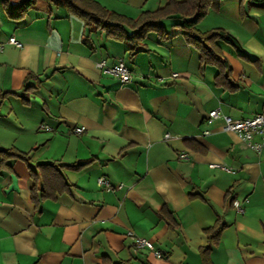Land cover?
Returning a JSON list of instances; mask_svg holds the SVG:
<instances>
[{"label":"crops","instance_id":"0c3cea01","mask_svg":"<svg viewBox=\"0 0 264 264\" xmlns=\"http://www.w3.org/2000/svg\"><path fill=\"white\" fill-rule=\"evenodd\" d=\"M95 1L133 19L171 0ZM180 22L164 20L166 38L150 33L130 56L125 44L89 33L61 0H35L19 21L0 0V95L15 93L0 101V150L29 161L0 171V264H203L204 230L215 225L224 228L209 264H264V149L223 132L221 117L208 119L217 107L232 118L264 111V9L212 0L196 25L224 30L244 51L246 59L218 43L233 90L215 85L217 70L200 65ZM101 60L122 61L130 81L102 74ZM76 127L85 130L77 135ZM39 164L57 167L62 190L45 199L36 191L32 200ZM100 177L113 189L101 188ZM128 232L162 257L135 248Z\"/></svg>","mask_w":264,"mask_h":264},{"label":"trees","instance_id":"16d2710c","mask_svg":"<svg viewBox=\"0 0 264 264\" xmlns=\"http://www.w3.org/2000/svg\"><path fill=\"white\" fill-rule=\"evenodd\" d=\"M61 1L67 14L79 19L89 33L100 31L105 37L125 44L130 56H134L142 48L143 41L150 33L156 34L159 39H165L167 32L162 22L179 17L181 22L176 26L181 30V36L185 44L197 51L200 65L211 66L217 70L215 85L226 90L234 89V86L229 82L231 68L218 43L222 42L230 45L235 54L242 59H246L244 51L238 42L222 29H213L204 33L196 29L197 23L206 16L212 0H184L181 2L171 0L163 7L155 11L142 12L133 19L107 10L95 0ZM248 3L251 6L264 9V0H255V4L250 1ZM34 4L35 0H2L3 10L7 18L12 21L23 19ZM25 89H29V87H25ZM14 94L11 92L2 93L0 101L8 95ZM11 160L21 161L27 166L29 163L26 153L19 152L14 148L0 150V171L10 172L11 167L8 162ZM70 167L74 168L75 166ZM36 168L38 172L31 175L34 181L32 200H35L36 191L41 192V199L50 198L56 193H60L62 188L60 190L58 187H54V184L61 179L59 173H56L57 167L52 164H39ZM39 178L41 179L40 189L38 185ZM63 186L65 187V183ZM162 211L166 214L163 219L168 227L174 229L177 224L172 215L167 210ZM223 228L222 225H215L204 230L207 244L200 249V258L203 264H209L210 250L217 245Z\"/></svg>","mask_w":264,"mask_h":264},{"label":"built area","instance_id":"2783aa9c","mask_svg":"<svg viewBox=\"0 0 264 264\" xmlns=\"http://www.w3.org/2000/svg\"><path fill=\"white\" fill-rule=\"evenodd\" d=\"M8 42L17 47L19 46V44L15 41L14 38H10ZM95 66L97 70H99L102 74L116 77L121 84L128 83L131 79V72L127 69V67L122 61L116 62L115 65L108 66L105 60H101L97 62ZM177 76V74L172 75V77L174 78ZM219 117H221L223 120V132L235 134L255 153H260L262 149H264V111L248 118H232L228 115H222L220 107H217L214 110L210 111L208 114L209 120H213ZM84 130L85 129L83 127H76L73 129V133L79 135L82 134ZM204 134H207V132H205ZM168 137L169 134L166 133L165 138ZM181 158H185V155H181ZM210 167L226 170L225 167L216 164L210 165ZM97 184L107 191L113 189L103 177H100L97 180ZM231 206L235 209L238 214H244L245 210L239 200L233 199L231 202ZM127 236L129 237V239L131 240V244L135 248H146L152 251L155 257H162L161 253L155 250L153 245L148 240L138 237L132 232H128Z\"/></svg>","mask_w":264,"mask_h":264},{"label":"rangeland","instance_id":"374dc122","mask_svg":"<svg viewBox=\"0 0 264 264\" xmlns=\"http://www.w3.org/2000/svg\"><path fill=\"white\" fill-rule=\"evenodd\" d=\"M248 1H250L251 3H253V4H255L254 2H255V0H248ZM247 1V2H248ZM258 1H260V0H258ZM258 8V7H257ZM171 21V20H170ZM171 22H173V21H171Z\"/></svg>","mask_w":264,"mask_h":264}]
</instances>
